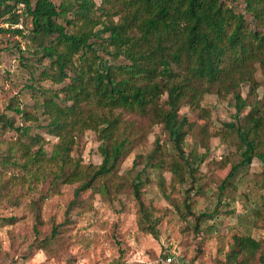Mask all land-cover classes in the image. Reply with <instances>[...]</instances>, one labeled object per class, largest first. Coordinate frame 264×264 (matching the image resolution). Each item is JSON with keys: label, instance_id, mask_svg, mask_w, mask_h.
I'll list each match as a JSON object with an SVG mask.
<instances>
[{"label": "rangeland", "instance_id": "374dc122", "mask_svg": "<svg viewBox=\"0 0 264 264\" xmlns=\"http://www.w3.org/2000/svg\"><path fill=\"white\" fill-rule=\"evenodd\" d=\"M231 5L255 29L242 0ZM8 16H0V120L8 116L16 126L29 125L30 135L43 138L50 156L58 138L37 124L46 123L41 107L44 94L61 84L30 73L39 72V64L49 60H37L27 38L2 31L9 24ZM25 24L29 25L28 17ZM99 54L104 67L124 61L104 51ZM249 70L255 84L237 79L234 85L204 83L206 90L197 102L181 103L179 117L186 118L182 155L174 146L175 136L162 122L114 110L120 131L131 142L113 172L97 177L78 195L75 190L85 179L64 182L63 176L74 174L75 169L91 173L101 163L96 132L87 129L76 135L62 170L60 163L48 162L43 174L29 173L3 162L18 135L0 121V264H234L227 254L236 237H250L260 246L241 254L238 264H262L264 162L255 158L240 163L243 146L236 131L240 119L235 94L247 103L241 116L264 99L262 66L252 62ZM166 99L164 93L160 104L165 108ZM15 105L39 118L20 117L14 113ZM38 142L31 145L32 151ZM186 159L194 160L192 167ZM235 165L237 169L224 181ZM54 171L60 176L54 177ZM134 181L139 182L145 213L135 198ZM54 227L58 232L52 236ZM167 256L174 259L167 262Z\"/></svg>", "mask_w": 264, "mask_h": 264}, {"label": "trees", "instance_id": "16d2710c", "mask_svg": "<svg viewBox=\"0 0 264 264\" xmlns=\"http://www.w3.org/2000/svg\"><path fill=\"white\" fill-rule=\"evenodd\" d=\"M99 1L97 5L96 0H0V16L9 14V24L2 31L27 38L37 60H49L39 64V72L30 73L61 84L44 94L41 107L46 123L37 124L58 138L50 156L43 138L30 135L29 125L16 126L13 117L3 116L1 126L14 129L18 135L3 162L22 166L29 173L40 170L43 174L41 169L48 162L60 163L62 170L70 160L76 135L91 129L97 134L102 161L91 173L75 169L74 174L63 176L64 182L85 179L76 188V195L91 187L97 177L113 172L131 142L120 131L114 110L149 115L162 122L175 136L174 146L182 155L186 118L179 117V108L184 100L197 102L206 90L204 83L234 85L237 79L255 84L249 70L252 62H259L264 75V0H242L255 29L231 5L239 0ZM98 36L100 39L93 41ZM100 51L124 61L104 67ZM164 93L166 108L160 104ZM246 105L245 99L235 94L240 119L236 131L243 146L240 163L249 164L255 158L264 162V99L241 116ZM13 110L27 120L39 118L18 105ZM37 141L41 144L32 151L31 145ZM185 162L189 167L194 164L193 159ZM235 169L236 165L224 181ZM53 175L57 178L60 173L54 171ZM132 185L145 213L139 182ZM57 232L54 227L52 236ZM259 247L250 237H236L228 261L238 264L241 254ZM260 259L264 264V250Z\"/></svg>", "mask_w": 264, "mask_h": 264}, {"label": "built area", "instance_id": "2783aa9c", "mask_svg": "<svg viewBox=\"0 0 264 264\" xmlns=\"http://www.w3.org/2000/svg\"><path fill=\"white\" fill-rule=\"evenodd\" d=\"M19 5H21V6H22V4H19ZM16 26H19V27H21V25H20V24H17ZM173 259H174V257H173V256H167V258H166V261H167V262H171ZM185 264H194V263H192V262H187V263H185Z\"/></svg>", "mask_w": 264, "mask_h": 264}]
</instances>
